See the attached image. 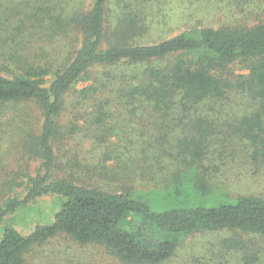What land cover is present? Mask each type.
Wrapping results in <instances>:
<instances>
[{
  "label": "trees",
  "instance_id": "1",
  "mask_svg": "<svg viewBox=\"0 0 264 264\" xmlns=\"http://www.w3.org/2000/svg\"><path fill=\"white\" fill-rule=\"evenodd\" d=\"M238 3L243 11L244 6L264 7V0ZM117 4L93 0L88 11L75 13L67 21L62 16L51 19L48 38L70 31L79 37L59 65L43 62L38 56L2 53L19 69H7L10 76L0 74V115L6 113L7 105L31 103L40 111L42 124L39 134L30 135L24 145L40 160V169L28 177L19 193L9 187L13 196L0 206V225L42 197H56L60 208L52 223L38 225L27 236L13 227L5 228L0 264H25V256L34 246L61 235L81 245L103 246L124 264H163L175 256L184 237L221 231L229 234L221 241V249L240 254L241 264H260L261 250L250 237L264 238V198L241 196L218 201L195 166L204 160L208 138L214 133L204 105H210L208 110L213 112L234 99L247 100L250 109L237 117L233 134L250 144L255 162L264 164V11L253 25L206 26L142 44L153 21H148L140 0H118ZM38 15L32 13L20 22L22 27L18 24L7 32L0 24V45L8 44L6 38L20 34L26 22ZM234 66L248 73L234 77ZM100 67L103 76L95 77L94 70ZM112 68L126 72L116 74ZM106 78L108 82H103ZM81 81L94 83L76 89ZM107 93L116 102L140 103L139 109H147L145 113L151 108L164 118L180 115L189 120V136L182 146L185 164L193 174L186 175L179 185L181 190L189 188L194 200L202 197L207 203L190 202L192 198L176 203V196L182 194L177 185L169 194L173 205L157 211L128 191L109 192L80 184L72 175L56 176L55 144L62 132L60 118L67 100L72 97L73 107H81ZM95 113L100 118L105 115L98 106Z\"/></svg>",
  "mask_w": 264,
  "mask_h": 264
},
{
  "label": "rangeland",
  "instance_id": "2",
  "mask_svg": "<svg viewBox=\"0 0 264 264\" xmlns=\"http://www.w3.org/2000/svg\"><path fill=\"white\" fill-rule=\"evenodd\" d=\"M93 0H0V24L5 32L21 26L32 13L34 20L27 21L24 30L9 36L8 44L0 45V74L10 76L19 66L2 56L4 51L38 56L43 62L59 65L74 49L79 39L73 31L59 38H48L46 30L51 19L88 11ZM118 0L113 4L118 7ZM238 0H140V7L148 16L150 34L142 44H153L183 32L211 26L244 23L253 25L259 19V9H240ZM117 18V14L115 15ZM22 27V26H21ZM9 61V62H6ZM116 74L126 71L112 68ZM102 77L103 67L94 70ZM248 72L240 66L232 67L234 77ZM49 79V78H48ZM103 82H108L106 78ZM94 81L79 82L76 89L92 85ZM73 98L67 100L60 118L62 132L55 144L56 176H74L80 184L98 187L109 192H130L157 211L173 205L170 191L177 186L182 194L176 203L184 204L192 198L190 190H181L186 175L193 170L185 164L182 141L189 136V120L180 115L164 118L139 109L141 104L116 102L110 94L98 96L97 101L73 107ZM97 106L105 115L99 117ZM203 107L211 118L214 133L208 138L204 160L196 165V172L208 181L210 195L221 202L241 196L264 198V164L252 158L250 144L233 134L237 117L246 115L247 100L234 99L215 111ZM135 107L138 108L135 111ZM0 115V206L35 176L41 162L24 149L30 135L39 134L42 117L31 103L7 105ZM149 111V110H148ZM74 126L73 131L71 128ZM15 185H19L18 187ZM195 199V198H194ZM196 203H207L202 197ZM60 204L56 197H42L8 217L0 225V241L5 228L13 227L22 235L31 234L38 225L53 222ZM226 232H201L184 237L175 256L163 264H241L240 254L221 249ZM252 244L261 250L264 264V238L251 236ZM178 241V239H177ZM25 264H124L103 246L81 245L66 235L34 246L25 256Z\"/></svg>",
  "mask_w": 264,
  "mask_h": 264
}]
</instances>
